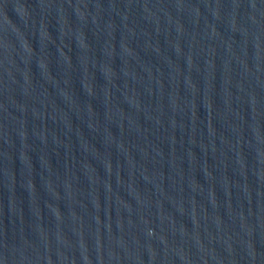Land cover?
I'll return each mask as SVG.
<instances>
[{
  "label": "water",
  "instance_id": "water-1",
  "mask_svg": "<svg viewBox=\"0 0 264 264\" xmlns=\"http://www.w3.org/2000/svg\"><path fill=\"white\" fill-rule=\"evenodd\" d=\"M0 264H264V0H0Z\"/></svg>",
  "mask_w": 264,
  "mask_h": 264
}]
</instances>
